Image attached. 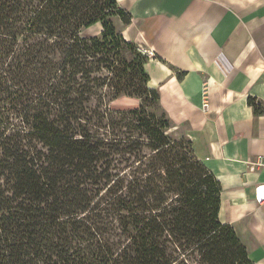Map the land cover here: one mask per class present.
<instances>
[{
    "label": "trees",
    "instance_id": "trees-1",
    "mask_svg": "<svg viewBox=\"0 0 264 264\" xmlns=\"http://www.w3.org/2000/svg\"><path fill=\"white\" fill-rule=\"evenodd\" d=\"M131 21L118 0H0V264H255Z\"/></svg>",
    "mask_w": 264,
    "mask_h": 264
},
{
    "label": "crops",
    "instance_id": "crops-1",
    "mask_svg": "<svg viewBox=\"0 0 264 264\" xmlns=\"http://www.w3.org/2000/svg\"><path fill=\"white\" fill-rule=\"evenodd\" d=\"M128 1L121 7L132 21L123 36L142 53L155 52L149 86L221 183V222L264 264V203L256 201L264 184V0ZM140 104L122 97L109 106Z\"/></svg>",
    "mask_w": 264,
    "mask_h": 264
},
{
    "label": "rangeland",
    "instance_id": "rangeland-1",
    "mask_svg": "<svg viewBox=\"0 0 264 264\" xmlns=\"http://www.w3.org/2000/svg\"><path fill=\"white\" fill-rule=\"evenodd\" d=\"M139 2H140L139 0H129L126 5H128V4H135V6H138L140 4ZM119 4H120V6L124 5L125 4V0H120V3ZM118 26H119V28H121V25L120 24H118ZM98 31H100V27L99 26L98 27H94V28L86 31L84 33V35L90 36V35L96 34ZM152 58H149V59H152ZM111 109L119 110V107H116L115 106L114 108H111ZM121 110H128V109H121ZM158 114H160V113L158 112ZM179 131L185 132V128H182Z\"/></svg>",
    "mask_w": 264,
    "mask_h": 264
},
{
    "label": "built area",
    "instance_id": "built-area-1",
    "mask_svg": "<svg viewBox=\"0 0 264 264\" xmlns=\"http://www.w3.org/2000/svg\"><path fill=\"white\" fill-rule=\"evenodd\" d=\"M144 54H146L149 58L155 57V52L152 50H144ZM256 201L259 204L264 203V184L259 185L256 188Z\"/></svg>",
    "mask_w": 264,
    "mask_h": 264
}]
</instances>
